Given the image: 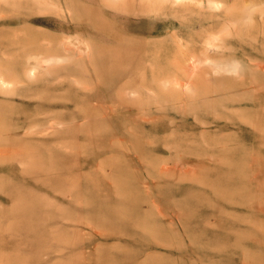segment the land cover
Wrapping results in <instances>:
<instances>
[{
  "label": "rangeland",
  "instance_id": "rangeland-1",
  "mask_svg": "<svg viewBox=\"0 0 264 264\" xmlns=\"http://www.w3.org/2000/svg\"><path fill=\"white\" fill-rule=\"evenodd\" d=\"M0 264H264V0H0Z\"/></svg>",
  "mask_w": 264,
  "mask_h": 264
},
{
  "label": "bare ground",
  "instance_id": "bare-ground-1",
  "mask_svg": "<svg viewBox=\"0 0 264 264\" xmlns=\"http://www.w3.org/2000/svg\"><path fill=\"white\" fill-rule=\"evenodd\" d=\"M171 1V0H170ZM174 2V1H173ZM172 2V3H173ZM67 13H68V11H67ZM227 26V25H226ZM226 30V29H225ZM222 31H223V29H222ZM227 32V31H226ZM224 33V32H223ZM222 34V33H221ZM216 36H218V35H216ZM213 39V38H212ZM208 40V39H207ZM206 40V41H207ZM211 44V43H210ZM212 45V44H211ZM210 45V46H211ZM174 47V46H173ZM212 47H213V45H212ZM169 49V48H168ZM52 58V57H51ZM56 58V57H55ZM44 60H47L46 58L44 59ZM52 60V59H51ZM195 62V61H194ZM47 63V62H46ZM50 63V62H49ZM191 63V62H190ZM40 64V63H39ZM192 67H193V65H192ZM33 69V68H32ZM184 72V71H183ZM30 73H31V71H30ZM191 74V73H190ZM178 80V79H177ZM160 81V80H159ZM8 82V81H7ZM162 82H163V80H162ZM176 82H178V81H176ZM9 83V82H8ZM165 83V82H164ZM166 84V83H165ZM6 85V84H5ZM177 85V84H176ZM8 86V85H7ZM166 86V85H165ZM169 86H170V84H169ZM164 87V86H163ZM187 87V86H186ZM128 90V89H127ZM148 90V89H147ZM184 90H187V89H184ZM151 91V90H150ZM124 94H127V92L126 93H124ZM133 94V93H132ZM133 96V95H132ZM142 109V108H141ZM51 125V124H50ZM56 125V124H55ZM44 126V125H43ZM53 126V125H52ZM58 126V125H57ZM36 127V126H35ZM44 128V127H43ZM28 129V128H27ZM26 129V130H27ZM30 130V129H29ZM28 131V130H27ZM40 132V131H39Z\"/></svg>",
  "mask_w": 264,
  "mask_h": 264
}]
</instances>
